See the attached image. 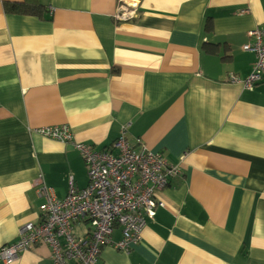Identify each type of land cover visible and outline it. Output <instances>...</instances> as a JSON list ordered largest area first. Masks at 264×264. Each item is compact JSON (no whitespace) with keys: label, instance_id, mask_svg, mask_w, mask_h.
<instances>
[{"label":"crops","instance_id":"crops-1","mask_svg":"<svg viewBox=\"0 0 264 264\" xmlns=\"http://www.w3.org/2000/svg\"><path fill=\"white\" fill-rule=\"evenodd\" d=\"M25 1L0 0V249L40 221L43 187L64 199L71 178L89 182L74 147L32 130L107 148L130 124L180 174L131 254L105 245L100 264H264V82L243 83L264 0H125L126 21L120 0H30L45 19L5 9ZM16 264L54 262L38 245Z\"/></svg>","mask_w":264,"mask_h":264},{"label":"built area","instance_id":"built-area-1","mask_svg":"<svg viewBox=\"0 0 264 264\" xmlns=\"http://www.w3.org/2000/svg\"><path fill=\"white\" fill-rule=\"evenodd\" d=\"M116 19L130 18L125 0ZM131 8L137 6L132 1ZM124 8V9H123ZM253 41L243 49L255 55L253 70L243 82L248 89L264 82V25L248 32ZM234 82L240 80L233 74ZM130 124L122 127L119 137L107 148L78 142L67 125L37 128L33 133L71 145L83 158L88 185L76 189L70 180L69 194L58 199L42 188L47 200L40 206L41 219L19 230L17 241L0 249V264H16L23 253L38 245H47L54 264H100L102 248L111 245L131 254L142 240V233L153 221L159 208L165 207L157 193L180 174L161 153L148 149L141 139L128 138ZM81 224L84 230L77 231ZM119 228L121 239L114 242Z\"/></svg>","mask_w":264,"mask_h":264},{"label":"trees","instance_id":"trees-1","mask_svg":"<svg viewBox=\"0 0 264 264\" xmlns=\"http://www.w3.org/2000/svg\"><path fill=\"white\" fill-rule=\"evenodd\" d=\"M30 0H26L23 3H6L5 9L8 13L13 14H20V15H29V16H36L40 19H45L44 13L47 11L44 9V6L42 5H31L29 3ZM209 24V23H208ZM211 26L207 25V30L210 31ZM206 50H208L210 53L217 54L218 50L217 48H211L209 46H206Z\"/></svg>","mask_w":264,"mask_h":264}]
</instances>
